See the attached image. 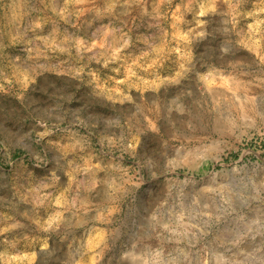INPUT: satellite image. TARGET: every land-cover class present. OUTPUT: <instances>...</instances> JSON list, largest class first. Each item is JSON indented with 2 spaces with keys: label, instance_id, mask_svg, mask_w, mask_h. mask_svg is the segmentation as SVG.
Returning <instances> with one entry per match:
<instances>
[{
  "label": "rangeland",
  "instance_id": "374dc122",
  "mask_svg": "<svg viewBox=\"0 0 264 264\" xmlns=\"http://www.w3.org/2000/svg\"><path fill=\"white\" fill-rule=\"evenodd\" d=\"M0 264H264V0H0Z\"/></svg>",
  "mask_w": 264,
  "mask_h": 264
}]
</instances>
